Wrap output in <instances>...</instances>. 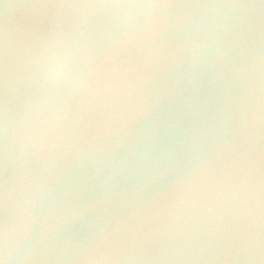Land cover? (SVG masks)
Listing matches in <instances>:
<instances>
[{
	"label": "water",
	"instance_id": "1",
	"mask_svg": "<svg viewBox=\"0 0 264 264\" xmlns=\"http://www.w3.org/2000/svg\"><path fill=\"white\" fill-rule=\"evenodd\" d=\"M0 264H264V0H0Z\"/></svg>",
	"mask_w": 264,
	"mask_h": 264
}]
</instances>
